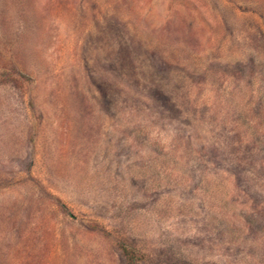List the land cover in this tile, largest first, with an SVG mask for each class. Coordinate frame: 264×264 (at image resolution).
<instances>
[{
  "label": "rangeland",
  "instance_id": "374dc122",
  "mask_svg": "<svg viewBox=\"0 0 264 264\" xmlns=\"http://www.w3.org/2000/svg\"><path fill=\"white\" fill-rule=\"evenodd\" d=\"M0 264H264V0H0Z\"/></svg>",
  "mask_w": 264,
  "mask_h": 264
},
{
  "label": "trees",
  "instance_id": "16d2710c",
  "mask_svg": "<svg viewBox=\"0 0 264 264\" xmlns=\"http://www.w3.org/2000/svg\"><path fill=\"white\" fill-rule=\"evenodd\" d=\"M126 252V251H125Z\"/></svg>",
  "mask_w": 264,
  "mask_h": 264
}]
</instances>
